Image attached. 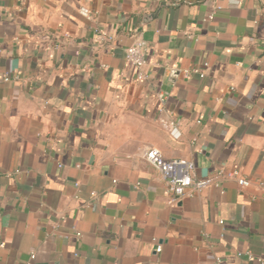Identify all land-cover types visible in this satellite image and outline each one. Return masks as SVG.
I'll return each instance as SVG.
<instances>
[{
	"label": "crops",
	"instance_id": "crops-1",
	"mask_svg": "<svg viewBox=\"0 0 264 264\" xmlns=\"http://www.w3.org/2000/svg\"><path fill=\"white\" fill-rule=\"evenodd\" d=\"M3 76L0 264H264L263 188L170 204L143 157L264 181V0H0Z\"/></svg>",
	"mask_w": 264,
	"mask_h": 264
},
{
	"label": "built area",
	"instance_id": "built-area-1",
	"mask_svg": "<svg viewBox=\"0 0 264 264\" xmlns=\"http://www.w3.org/2000/svg\"><path fill=\"white\" fill-rule=\"evenodd\" d=\"M178 2H186L188 0H177ZM218 7L212 8L205 16L204 19L211 20L214 18L215 12ZM81 13L86 17H91L88 11L80 8ZM47 42H52L56 38L55 33H45L43 36ZM56 47L57 44H52ZM125 60L129 66L136 70L137 79H144L146 74L144 68L146 65V50L144 41H135L125 49ZM183 75L189 77L191 75H198L203 77L204 73L197 67L184 70ZM0 80L7 81L9 76H3ZM161 96V95H160ZM161 123L165 126L171 138L179 139L181 132L178 120L162 119ZM143 157L154 169H156L164 181L165 191L168 195V202L175 204L178 200L184 197H192L200 194L205 188L210 185H220L225 179H234L238 185L246 187L254 184L264 189V181L259 179L250 180L242 175L239 168H219L214 175L207 177H198L195 172V164L192 160L186 158H165L160 151L155 147L147 148ZM2 244H0L1 246ZM159 247L156 249L159 251ZM242 256L241 253H237ZM248 260L252 259L250 254H245ZM34 258V254H30V259ZM195 264H224L220 258H216L212 262H197Z\"/></svg>",
	"mask_w": 264,
	"mask_h": 264
}]
</instances>
